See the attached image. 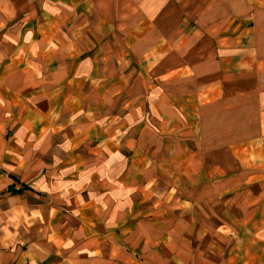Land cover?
Wrapping results in <instances>:
<instances>
[{
	"label": "crops",
	"instance_id": "obj_1",
	"mask_svg": "<svg viewBox=\"0 0 264 264\" xmlns=\"http://www.w3.org/2000/svg\"><path fill=\"white\" fill-rule=\"evenodd\" d=\"M0 264H264V0H0Z\"/></svg>",
	"mask_w": 264,
	"mask_h": 264
}]
</instances>
